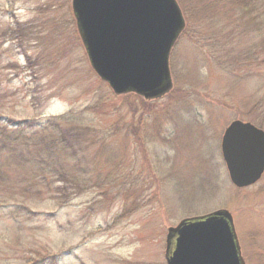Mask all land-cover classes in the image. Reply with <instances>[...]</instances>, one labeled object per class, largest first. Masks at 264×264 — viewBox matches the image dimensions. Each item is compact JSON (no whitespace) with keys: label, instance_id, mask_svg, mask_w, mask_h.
I'll return each mask as SVG.
<instances>
[{"label":"rangeland","instance_id":"obj_1","mask_svg":"<svg viewBox=\"0 0 264 264\" xmlns=\"http://www.w3.org/2000/svg\"><path fill=\"white\" fill-rule=\"evenodd\" d=\"M177 2L172 89L145 100L94 73L70 0H0V264H165L167 228L218 208L264 264V173L238 189L220 153L230 121L264 129V15Z\"/></svg>","mask_w":264,"mask_h":264},{"label":"water","instance_id":"obj_2","mask_svg":"<svg viewBox=\"0 0 264 264\" xmlns=\"http://www.w3.org/2000/svg\"><path fill=\"white\" fill-rule=\"evenodd\" d=\"M76 29L96 75L116 95L144 99L170 91L168 59L185 22L176 0H70ZM220 149L230 182L255 183L264 170V132L231 121ZM166 264H245L225 209L181 219L167 228Z\"/></svg>","mask_w":264,"mask_h":264},{"label":"trees","instance_id":"obj_3","mask_svg":"<svg viewBox=\"0 0 264 264\" xmlns=\"http://www.w3.org/2000/svg\"><path fill=\"white\" fill-rule=\"evenodd\" d=\"M227 1L232 3V5L235 6L238 10L240 9L242 12L244 11L246 14L248 12L249 13L251 12V10H252L251 6L254 7V5H252V4H255V14L256 15H258V14L264 15V0H227ZM58 119L60 121H62L63 124H67L68 123V121H67L68 117L67 116L63 115V116H60V118H58ZM9 121H10V124H20L21 123V121H17V122H15L13 120H9ZM59 126L60 125H54V128L56 127L57 129H59ZM50 135H51V133H50ZM47 137L48 138H45L44 142L46 143V145L48 147L50 146L51 142H56L55 140H57V138H54L55 139L54 140L52 138V136H47ZM15 138H16V136H15ZM58 180H60V181L62 180V182H67L68 181L67 179H63V178H60Z\"/></svg>","mask_w":264,"mask_h":264}]
</instances>
